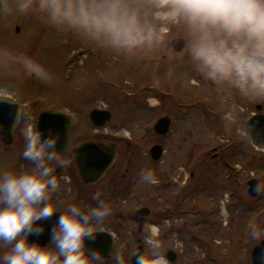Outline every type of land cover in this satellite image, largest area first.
<instances>
[{
	"label": "rangeland",
	"instance_id": "374dc122",
	"mask_svg": "<svg viewBox=\"0 0 264 264\" xmlns=\"http://www.w3.org/2000/svg\"><path fill=\"white\" fill-rule=\"evenodd\" d=\"M142 2L151 4L154 0ZM158 31L154 38L164 43L155 40L130 52H117L90 44L71 32L57 31L35 16L0 15V98L35 104L33 114L52 111L70 115L74 121L71 146L94 140L107 146L108 128L95 135L89 119L90 112L100 104L101 108L107 105L112 112L109 127H124L125 132L131 133L133 143L129 148L122 146V156L112 168L109 180L96 191L107 202L124 201V210L133 211L139 206L149 210L140 232L133 214L126 222L105 219L101 228L113 231L119 248H135L140 239L148 253L145 229L157 226L162 241L160 250L173 249L183 258L212 238L221 243L222 249H228L229 228L241 216V222L243 217L250 216H243L241 209L238 214L228 208L225 211L222 205L250 200L243 187L255 166L249 162L251 150L247 149V139L238 133L244 132L240 122L249 110L239 99L224 98L211 88H202L191 67L183 64L185 58L167 48L175 35L184 38L180 24L169 23ZM21 55L40 63L49 78L42 80L24 73L14 60ZM155 94L173 103L189 95L197 98L192 99L191 107L170 112V131L161 142L164 151L157 162L144 155L147 143L141 138L142 131L148 132V126L156 119L147 108L145 97ZM148 104H155V100ZM233 108H243V112L230 121L227 114ZM19 133L20 137L17 133L9 148L0 145V169L20 171L24 140L21 129ZM66 156L71 160L68 168L75 173L76 182L58 180L59 193L52 202L59 204L61 212L69 204L83 206L82 202L75 204L71 200L68 186L83 182L71 155ZM142 171H152L158 183H143ZM88 194L84 192L86 197ZM215 206H221L217 218L211 214ZM245 233H249V228ZM232 235L238 238L235 230Z\"/></svg>",
	"mask_w": 264,
	"mask_h": 264
},
{
	"label": "clouds",
	"instance_id": "9594fccd",
	"mask_svg": "<svg viewBox=\"0 0 264 264\" xmlns=\"http://www.w3.org/2000/svg\"><path fill=\"white\" fill-rule=\"evenodd\" d=\"M0 15L35 16L57 31L117 52L143 47L158 30L178 23L186 40L182 56L202 83L224 98L264 99V0H0ZM14 60L27 75L49 78L31 57ZM239 112L243 108H233L227 119ZM28 120L19 110L15 126L24 140L21 155L31 168L0 169V264H126L122 253L113 257L88 247L112 214L99 192L93 194L96 205L86 210L69 204L61 212L52 202L60 188L54 170L68 167L71 160L63 157L57 135H45ZM140 177L143 183H158L152 171H142ZM54 215L48 228L44 221ZM46 230L47 244L30 241ZM249 235L264 239V227L250 224ZM145 240L148 255L135 253L136 264H168L160 251V228L145 229Z\"/></svg>",
	"mask_w": 264,
	"mask_h": 264
},
{
	"label": "flooded vegetation",
	"instance_id": "af4514ba",
	"mask_svg": "<svg viewBox=\"0 0 264 264\" xmlns=\"http://www.w3.org/2000/svg\"><path fill=\"white\" fill-rule=\"evenodd\" d=\"M177 24L178 23H174L175 26ZM17 32H19L18 28H17ZM164 32L166 33L165 30L163 31V33ZM176 39H182L183 40L184 46L180 52H176L171 47V42L173 40H176ZM155 40L161 41V40H158L156 38H154L152 41H155ZM170 40H171V42L169 44L170 47L167 46V48L177 55H182V52L186 46L185 39L183 38V36L178 34V35H175ZM162 43H164V42H162ZM183 64L186 65L187 63H183ZM200 83L202 84V88H207V87L210 88L208 85L202 83L201 81H200ZM153 91H155L154 88H153ZM127 96L132 97V94L127 93ZM151 98H153V99H151ZM233 98L238 99L236 97H233ZM149 99L155 100V104H153V105L148 104L150 102ZM192 99H197V98L190 97V95H189V96L181 98L178 101H176L175 103H173V102H168L165 99L163 100L159 94H155L153 96H149L148 99L145 97V102H146L147 108L152 111L153 116H156L154 123L158 119H161L163 117H167L170 119V127H171L170 112L173 110L175 112H177L178 108H183V107L189 108V107H191L193 105ZM10 100L20 106L21 110H23L24 114L29 118L28 122H31L33 124L35 123L37 114L40 113V112H37L36 114H33L31 112V110H33V108L36 107L35 104L31 105L28 102H25L23 104H19V103L15 102L13 99H10ZM240 102H243L245 105H247L246 108H247V110H249V113H248L247 117L245 118V120L240 122V126H241V124L243 125L241 128H243L244 132H241L240 130H238V133H240L243 137H245L247 139V140L245 139L247 141V149L251 150V155H250L251 160L249 162H250V164L255 166V170L250 171L251 175L244 182V187H243V189H245L246 194L249 195L250 200H246L244 202H235V203L223 202L222 205H223L225 211L228 208V209L234 210L235 214H238V209H239V211L241 209V210H243V216H246V215H250V216L249 217H247V216L243 217L244 218L243 222H241V217H242L241 216L239 218V221L236 222L234 225H232L229 228V232H228L229 237L227 239L229 241L228 242V245H229L228 249H222V247L220 246L221 243H218L216 241V238H212V240L209 239V240H206V241L200 243V244H202L203 247H201V248L195 247L196 249L188 251L187 256L185 258L182 257V254L178 253L177 251H175L173 249L160 250L161 253L167 259L168 264H253V259H252L253 249L261 241H264V239H260V240L252 239L250 237L249 233H247V234L245 233L246 228L247 229L249 228L248 223H250V224L255 223V224H258V225L264 227V125L260 129H252V132H251L253 134L256 142H258L259 144H262L261 145L262 147H260V148L253 144V140L248 137V135L246 134V131H245V122L249 118L262 116V119L264 120V99L256 100V101H252V102H245V101L240 100ZM33 106H35V107H33ZM99 106L97 109H94V110L108 111L109 115H110V118L108 120V122H109L111 120V117H112L111 110L109 109V107L107 105L104 108L103 107L101 108V104ZM224 108H226V106H224ZM162 111H164L163 114H161ZM91 112H90V114H91ZM63 114H65V113H63ZM90 114H89V119H90ZM108 122H107V124H108ZM73 124H74V121L72 119L70 131H69V137H68V151L62 155H63V157H68L66 155H71L70 157L73 159V162H74V156L72 153V149L77 145H73V146L70 145L71 133L74 129ZM107 124H106V128H108V129L105 131V134L107 136H109L110 138H109V140H107L106 144L107 145L114 144L116 146V152H117L113 165L108 169L104 178L94 185L89 186V185H85V184L79 185L77 183H74L72 186H68L69 194H71V196H72L71 200H74L75 204L82 202L83 206H81V207L84 208L85 210L88 207H94L96 205L97 201L93 199V194L97 193L96 192L98 190L97 188H99V187H100V189L104 188L102 183L109 180V176H110V172H111L112 168L115 166V163H116L117 159L119 158V156H122V155H120L121 154L120 151H121L122 146H127L129 148L131 143H133L132 142L133 139L131 138V133L125 132L126 128H124V127L112 128V127H109ZM153 124L148 126V127H150L149 128L150 130L148 132H146L144 130L142 131V137H141V138L145 139V142L147 143L146 145H144V148L146 150V153H144V155L149 156L148 158H150V159H151L150 149L153 146H160L162 148L161 142H162L163 138H165V136L169 133L168 132L164 136L155 133L153 130ZM170 127H169V131H170ZM19 130H20V128L17 127L15 134H14L13 141H12L10 146H12L14 144V141L16 140L15 137L17 136V133L19 134V136H17V137H20ZM93 132L95 135H96V133H98L95 129L93 130ZM0 145L3 146L1 141H0ZM163 151L164 150L162 148V154H163ZM20 157L22 159V162L19 166L20 171H25V170L30 169V167H31L30 162L24 160L22 158V156H20ZM161 158H162V155H161ZM161 158L159 160H161ZM159 160H157V161H159ZM157 161H154V162H157ZM236 167H237V165H236ZM260 168H262V169H260ZM238 169H240V168H238ZM13 171H16V170H13ZM236 171L239 173V170H236ZM62 174H64V175H62ZM74 174H73V170L71 168H68V167L56 168L54 170V175L57 177L58 180L62 177H67L68 183L76 182ZM77 175L78 176L80 175L78 170H77ZM250 181H254L252 184V193L251 194L248 193V189H249L248 183ZM243 189H242V191H243ZM84 192H89L88 197H86L84 195ZM58 193H59L58 191L56 193H54L53 198H56L55 194L57 195ZM86 199H89V200H86ZM105 202L108 203L112 209L111 216L107 217L106 219H109L110 217L116 218L120 222L129 221V215H131V214H133L134 220H135V222H137V220L135 219L136 212L140 209L146 208L143 206H141V207L139 206V207H136L133 211H130L129 209L124 210V208H123L125 206L124 201H121V202H119V201H112V202L111 201L110 202L105 201ZM212 209L213 210L211 211V214L214 215L216 218L219 214L221 215V213L219 212V209H221V206H215ZM146 219L144 222H137L139 224L138 225V232H140V230H141L140 224L145 223ZM218 220H222V219L218 218ZM225 225H226V228H228V226H229L228 223H225ZM234 230L236 231V234L238 236L237 239L232 235ZM108 235H110L112 237V242H111L112 245L106 254L111 253L112 256L114 257L115 255H119L122 253L125 256L126 264H133V255L137 251V246L139 244H141L140 243L141 240L140 239L137 240L135 248H129L128 246H126L125 248H119V246L117 245V238L114 235L113 231L111 229L100 228L99 235L96 238V243L92 242L93 245L105 250L104 246L107 243ZM113 235H114V237H113ZM98 239L100 241L97 243ZM142 252L144 253V255H148L147 251H145L144 248H143ZM110 264H111V261H110Z\"/></svg>",
	"mask_w": 264,
	"mask_h": 264
},
{
	"label": "water",
	"instance_id": "95a60500",
	"mask_svg": "<svg viewBox=\"0 0 264 264\" xmlns=\"http://www.w3.org/2000/svg\"><path fill=\"white\" fill-rule=\"evenodd\" d=\"M183 40L176 39L171 42V47L176 51L180 52L183 49ZM21 110L20 106L14 102L1 99L0 98V141L3 146L8 147L11 145L14 134L16 131V119L17 113ZM110 118L109 112L104 110H93L90 114V121L92 125L98 129L103 128ZM264 120L261 117H251L245 122V131L249 138L253 140V144L257 147H262L254 139L252 129H260L264 125ZM35 125L41 130L45 135L51 133L59 137L58 148L61 150L62 154L68 151V137L71 127V118L65 114L52 112V111H42L38 114L36 118ZM170 119L163 117L159 119L153 130L159 135H166L169 132ZM74 156V163L79 171L80 177L85 185H94L101 181L106 175L108 169L113 165L116 158V146L114 144L102 145L97 142L88 141L82 143L72 149ZM162 148L160 146H153L150 149V156L153 161H157L161 158ZM254 181H250L248 193H252V184ZM149 215V210L147 208L140 209L136 212L135 219L137 222H144ZM56 221V216L54 215L50 220L44 221L45 225L50 228L52 224ZM32 242H38L41 245H45L50 240L49 232L46 230L41 236H32L29 238ZM100 240H97V243ZM94 241L88 242L89 248H99L93 243ZM112 237L108 235L107 243L105 247V254L111 248ZM143 247L139 244L137 246L136 253H141L144 255ZM253 264H264V241H261L256 245L252 252ZM133 264H136L135 254L133 255Z\"/></svg>",
	"mask_w": 264,
	"mask_h": 264
}]
</instances>
